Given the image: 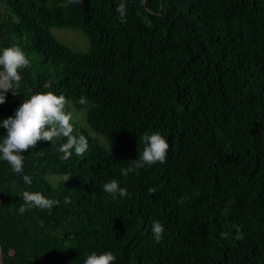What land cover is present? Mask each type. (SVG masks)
<instances>
[{
	"label": "trees",
	"instance_id": "16d2710c",
	"mask_svg": "<svg viewBox=\"0 0 264 264\" xmlns=\"http://www.w3.org/2000/svg\"><path fill=\"white\" fill-rule=\"evenodd\" d=\"M120 3L0 0V47L30 58L0 118L53 92L68 101L70 135L88 144L64 158L67 137L38 141L19 174L0 161L3 264H84L93 250L113 251L115 264H264V0H125L123 23ZM53 28L81 31L89 50ZM153 131L168 140L165 161L122 176ZM112 179L127 197L103 191ZM24 191L57 203L20 214ZM153 221L165 227L159 242Z\"/></svg>",
	"mask_w": 264,
	"mask_h": 264
},
{
	"label": "clouds",
	"instance_id": "9594fccd",
	"mask_svg": "<svg viewBox=\"0 0 264 264\" xmlns=\"http://www.w3.org/2000/svg\"><path fill=\"white\" fill-rule=\"evenodd\" d=\"M126 3L121 0L117 7L120 22H125ZM30 58L19 45L13 44L7 47H0V105L7 101L9 93L14 96L20 87L22 70L28 68ZM81 103H84L82 100ZM67 99L63 95L53 92L36 93L19 104L14 113L7 118H0V128L4 133L0 134V161L6 162L15 173H22L24 154L30 147L37 145L38 141H50L61 137H67V143L59 148L64 153V158L71 155L70 149H74L77 155L86 151L88 144L81 136L78 139L71 136L72 124L71 114L67 111ZM144 148L132 163L121 169V175L127 177L130 173L152 166L156 163H163L167 157L169 143L167 138L159 131L146 133L143 136ZM25 183L31 184V179L25 175ZM103 191L110 194L112 199L125 198L129 195L127 187L120 186V182L112 179L105 183ZM24 204L18 212L24 214L32 208L49 209L57 201L48 198L38 191H24ZM65 203H68L65 200ZM165 232L164 225L159 221H153L151 233L154 239L159 242ZM227 239L228 234H222ZM237 239H242V233H238ZM116 254L111 251L97 252L93 250L84 260V264H115Z\"/></svg>",
	"mask_w": 264,
	"mask_h": 264
},
{
	"label": "rangeland",
	"instance_id": "374dc122",
	"mask_svg": "<svg viewBox=\"0 0 264 264\" xmlns=\"http://www.w3.org/2000/svg\"><path fill=\"white\" fill-rule=\"evenodd\" d=\"M54 38L61 44L73 49L76 52H86L89 50V40L88 38L79 30L74 29H59L53 28L51 30ZM72 119L77 122L80 126L88 128L86 123L85 115L82 111L77 109H72ZM94 136L97 137L99 142L109 149L108 142L105 137L92 132ZM61 178L57 176H49L48 180L56 184Z\"/></svg>",
	"mask_w": 264,
	"mask_h": 264
},
{
	"label": "water",
	"instance_id": "95a60500",
	"mask_svg": "<svg viewBox=\"0 0 264 264\" xmlns=\"http://www.w3.org/2000/svg\"><path fill=\"white\" fill-rule=\"evenodd\" d=\"M2 201L0 199V205H1ZM0 264H3V253H2V249L0 247Z\"/></svg>",
	"mask_w": 264,
	"mask_h": 264
}]
</instances>
